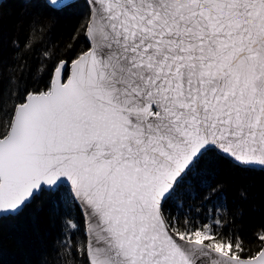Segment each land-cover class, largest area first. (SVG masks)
Wrapping results in <instances>:
<instances>
[{"label":"snow or ice","instance_id":"obj_1","mask_svg":"<svg viewBox=\"0 0 264 264\" xmlns=\"http://www.w3.org/2000/svg\"><path fill=\"white\" fill-rule=\"evenodd\" d=\"M86 3V47L27 49L42 76L0 120V219L42 196L77 210L68 264H264V228L252 247L188 202L213 160L264 171V0Z\"/></svg>","mask_w":264,"mask_h":264},{"label":"trees","instance_id":"obj_2","mask_svg":"<svg viewBox=\"0 0 264 264\" xmlns=\"http://www.w3.org/2000/svg\"><path fill=\"white\" fill-rule=\"evenodd\" d=\"M74 7L65 11L46 6L42 0H4L0 6V120L7 119L13 105L18 103L27 88L39 85L42 73L37 71L35 53L27 49L33 43L49 48L60 55L86 47L77 29L86 21V0H75ZM39 17L40 24L50 29L43 36L30 33L29 23ZM39 27V25L37 26ZM19 49V50H17ZM23 60L31 68L21 78L19 65ZM218 190V191H216ZM211 196L204 202L205 196ZM193 206L203 204L211 213L227 216L234 227L255 247L254 236L264 228V171H245L229 161L213 160L206 165L194 181L188 201ZM223 206V207H221ZM80 225L75 239L83 237V218L75 209L62 201L42 196L23 216L0 219V264H68L72 259L62 247L65 236L64 219L67 212Z\"/></svg>","mask_w":264,"mask_h":264},{"label":"water","instance_id":"obj_3","mask_svg":"<svg viewBox=\"0 0 264 264\" xmlns=\"http://www.w3.org/2000/svg\"><path fill=\"white\" fill-rule=\"evenodd\" d=\"M4 0H0V6H1V4H2V2H3ZM75 0H72V2H74ZM54 8H55V6H53Z\"/></svg>","mask_w":264,"mask_h":264}]
</instances>
